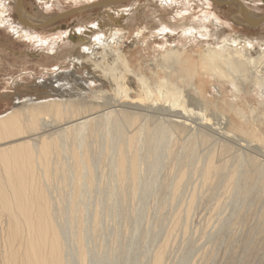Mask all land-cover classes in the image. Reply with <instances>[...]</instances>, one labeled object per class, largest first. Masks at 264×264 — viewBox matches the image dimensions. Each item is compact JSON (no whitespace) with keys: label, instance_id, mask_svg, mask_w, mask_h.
I'll return each instance as SVG.
<instances>
[{"label":"bare ground","instance_id":"1","mask_svg":"<svg viewBox=\"0 0 264 264\" xmlns=\"http://www.w3.org/2000/svg\"><path fill=\"white\" fill-rule=\"evenodd\" d=\"M59 1L37 0L38 13L28 0H0V30L35 49L53 42L47 37L71 48L75 38L91 36L95 45L83 63L101 46L111 52L108 88L83 79L71 64L47 78L32 75L25 86L17 79L1 97L12 107L0 114V264H102L105 243L115 247L127 235L126 203L136 196L144 167L154 183L144 231L151 223L163 230L142 263L163 264L175 229L190 235L188 216L197 201L220 203L214 187L226 194L239 182L243 199L264 187V163L252 154L264 150L255 120L264 116V35H252L264 26V14L247 0H71L79 7L50 13ZM145 9L151 19L124 39L119 16ZM89 10L102 13L95 27L85 22L51 34L59 21ZM139 45L159 53L147 68L132 57ZM197 74L205 78L199 88L215 93L211 115L194 105ZM240 99L243 106L235 108ZM100 171L107 176L103 185ZM186 178L188 192L176 202ZM102 188L107 193L99 197ZM243 208L231 213V227Z\"/></svg>","mask_w":264,"mask_h":264},{"label":"rangeland","instance_id":"2","mask_svg":"<svg viewBox=\"0 0 264 264\" xmlns=\"http://www.w3.org/2000/svg\"><path fill=\"white\" fill-rule=\"evenodd\" d=\"M28 1L32 9L40 13L41 3L37 2V0ZM93 1L94 0H88L89 3L99 2V0ZM247 1L249 4L247 2V4L245 2L243 3L249 5L250 8H257L261 14H264V3L258 2L256 0ZM76 2L77 1L71 0H64L63 2L60 0L54 4V8L51 9L50 13L70 11V8L79 7L78 4H75ZM85 2L86 0L83 3ZM130 3L124 4L129 5ZM142 3L145 5L144 0L141 2V4ZM102 9L106 8L103 7ZM99 14L100 13H97L95 10H89L88 14L85 16L81 17V15H78L79 18L77 16L76 18L72 17L70 19L61 20L55 24V27L49 30L51 34H55L56 31H68L70 28L75 26H85V22L87 23V27H90L95 24L98 17H100L102 13L100 15ZM173 14L176 15V12ZM173 14L169 15L168 13L165 20L171 21ZM88 15H90V17L86 18ZM119 17H124L123 20L122 18L117 20L120 23V25L117 26L119 31L118 33L122 35L124 39L128 35L131 36L132 30H134L136 27H139L140 24L143 26L146 20L151 19L148 9H145V11H136L135 15L133 16L129 13H122ZM57 27H62V29H57ZM52 29L54 32H52ZM259 29L260 30L257 29V32H253L252 35H264V26ZM83 36L81 38H75L74 44L71 46V48H68L64 41L60 42L59 38L55 39L54 37L45 36V38L47 37L46 39H48V41H51L52 39L53 42L42 44L41 47H38L39 49H35V46H31L33 43L25 46V44L23 45V42H18L15 39H13L15 42L11 41L10 36L6 33V31L3 32V30H0V98L5 97L4 95L8 93V87L10 85H14L16 82L15 80L17 79L18 81L22 80L23 82H20V84L25 86V84H28L32 80V75L38 78L41 76L47 78V76L56 72V69L70 67L71 64L76 65L78 70L77 74L83 79H90L92 80V83L95 84V86H100L101 88L102 85L105 84V86L108 88L106 80L109 78L108 75H110V69L108 68L107 64L109 59H111L110 54L111 56H113V54L111 52L109 54L107 50L101 46L99 50L100 52L98 54H94L93 51V55L86 61V63H83V61L86 59L85 55H87L89 50H91L95 45V41L91 36L87 34ZM106 36L107 35H104L103 39ZM95 39L97 40V37H95ZM152 46L156 47L157 45L153 44L151 47ZM139 48L141 49H139L138 52L132 53V57L136 62L142 59L143 65L147 68V64L153 62L154 53H159L150 52L148 50L149 47L144 50V48L142 49L141 45H139ZM27 52H29V55H27ZM192 56L195 58V54L192 53L191 57ZM204 79L205 78L200 74L196 75L195 82L198 89L194 91V96L197 97L196 103H194V105L201 112L211 115L213 113L212 109L210 108L212 104V97L209 95H215V93L212 92V89L209 92V95L206 94V85H203V90L199 88V80L204 81ZM14 86L17 87L18 84ZM224 87H230V84H226ZM241 101L242 99L236 102L235 108L243 106ZM254 104L258 103L255 101ZM11 107V101L1 98L0 114H3ZM255 120L262 125V129L264 131V116L259 115L255 118ZM228 121L232 122L233 125L239 124L237 120L230 117H228ZM199 150L201 151L202 148ZM252 154L256 155L258 159L264 163L263 149L258 147L256 150H253ZM146 171V167H144L141 175L139 176L140 178L138 185L136 186V196L132 201L128 199L126 203L128 209V221L126 229L127 235L124 237V241L123 238L121 239L123 242L119 241V244L116 242L115 247H110L109 243H105L106 245H104L105 248L103 249V254L101 257L102 264H137V262L138 264H143L144 262L142 263V261L145 259V252L149 253L148 249H150V247L154 245L162 235L163 228L160 226L161 229L154 231L152 223L150 224L149 228L144 231V226L146 223L145 211L149 208V204H147L149 201L147 202V200L153 196L151 193L154 191V188H152L154 183L152 179L151 182H148V176L150 173ZM104 173L103 171H100L97 174L98 183H102V185L104 184V180L107 178ZM147 173L149 174L147 175ZM188 178H186L187 183H184L182 186L184 188L181 187L180 195L176 199V202H180L181 199H184V196L188 192V184L190 183L189 181L191 180V177L190 180H188ZM148 183L149 185H147ZM185 185L187 187H185ZM237 185L240 187V183L237 182V184H233L234 189H230V191L226 194L214 187L216 192H218L216 195L220 202L218 205L210 200V198L206 197L200 201H197L193 211L190 212L188 216L189 220L187 222V234L190 232V235H185L180 228L175 229L173 232V237L167 246V252L163 264H190L192 261V255H195L197 251H199V253L193 261L194 264H264V223L262 222V218L264 217V187H253L250 191L251 193L245 199H243L242 197H239L241 191ZM94 190L96 193H98L96 187ZM106 193V188H102L99 191V197L101 194L105 196ZM256 194L260 195L259 202L255 206H251V208L250 201L254 196H256ZM241 203H244V208L240 215L241 217L238 223H236L234 227H231L233 222V216L231 213L235 212ZM131 207L133 208L132 212H130ZM151 210L153 212L151 211L150 213V219L151 221H154L153 218L155 211L153 208ZM168 210L169 208L166 209L167 212ZM181 212L180 215L183 217L184 213L183 211ZM117 214H120L119 210H117ZM134 231H136V235L134 234ZM191 233H193V235H191ZM194 233L196 235H194ZM202 234L206 236L203 237ZM143 237L145 238L144 240ZM202 237L205 239L200 240ZM192 238H194V242ZM184 239H186V242L182 246L181 243ZM92 260L93 258L91 259V263Z\"/></svg>","mask_w":264,"mask_h":264},{"label":"snow or ice","instance_id":"3","mask_svg":"<svg viewBox=\"0 0 264 264\" xmlns=\"http://www.w3.org/2000/svg\"><path fill=\"white\" fill-rule=\"evenodd\" d=\"M93 27H95V25H93ZM163 31H164V32H168V31H169V29H167V28H164V29H163ZM97 39H99V37H97Z\"/></svg>","mask_w":264,"mask_h":264},{"label":"water","instance_id":"4","mask_svg":"<svg viewBox=\"0 0 264 264\" xmlns=\"http://www.w3.org/2000/svg\"><path fill=\"white\" fill-rule=\"evenodd\" d=\"M115 1L118 2V1H120V0H115ZM115 1H114V2H115ZM95 4H97V3L95 2V3L91 4V5H95ZM88 6H90V5H88ZM85 7H87V6H85ZM93 7H94V6H93ZM95 7H96V6H95ZM80 9H82V8H80Z\"/></svg>","mask_w":264,"mask_h":264}]
</instances>
